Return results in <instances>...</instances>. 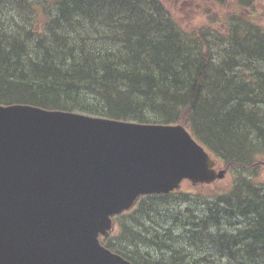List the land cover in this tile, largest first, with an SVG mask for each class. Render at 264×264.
<instances>
[{"label": "trees", "instance_id": "trees-1", "mask_svg": "<svg viewBox=\"0 0 264 264\" xmlns=\"http://www.w3.org/2000/svg\"><path fill=\"white\" fill-rule=\"evenodd\" d=\"M257 12L194 32L161 0H0V104L180 123L232 173L217 190L145 195L115 216L102 242L135 264H264Z\"/></svg>", "mask_w": 264, "mask_h": 264}, {"label": "water", "instance_id": "water-1", "mask_svg": "<svg viewBox=\"0 0 264 264\" xmlns=\"http://www.w3.org/2000/svg\"><path fill=\"white\" fill-rule=\"evenodd\" d=\"M215 163L181 124L0 105V264H134L100 242L112 216Z\"/></svg>", "mask_w": 264, "mask_h": 264}, {"label": "rangeland", "instance_id": "rangeland-1", "mask_svg": "<svg viewBox=\"0 0 264 264\" xmlns=\"http://www.w3.org/2000/svg\"><path fill=\"white\" fill-rule=\"evenodd\" d=\"M169 14L174 16L178 23L187 31H194L200 26H207L220 32L225 31L224 21L228 13L232 11H240L241 15L248 17V14L257 10L259 22L264 24V0H246V5L242 7L237 6L239 0H161ZM35 21L37 29L44 22V16L40 15ZM264 159L261 161L262 165L259 167L260 175L259 181H264ZM224 165H217V169L223 168ZM232 173L227 172L223 179H219L209 184H193L191 181H185L182 189L191 191H199L202 189H215L224 186L228 182V178ZM206 185V187H203ZM201 206L198 208L200 209ZM240 221L242 219L237 218ZM243 224V223H242ZM233 229V228H231Z\"/></svg>", "mask_w": 264, "mask_h": 264}, {"label": "bare ground", "instance_id": "bare-ground-1", "mask_svg": "<svg viewBox=\"0 0 264 264\" xmlns=\"http://www.w3.org/2000/svg\"><path fill=\"white\" fill-rule=\"evenodd\" d=\"M2 44V43H1ZM232 210V209H231ZM218 251V250H217ZM217 253V252H216ZM228 253V252H227ZM224 256V255H223ZM223 259V258H222Z\"/></svg>", "mask_w": 264, "mask_h": 264}]
</instances>
